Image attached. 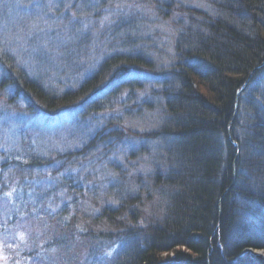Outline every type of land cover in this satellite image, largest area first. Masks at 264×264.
<instances>
[{
	"label": "trees",
	"instance_id": "obj_1",
	"mask_svg": "<svg viewBox=\"0 0 264 264\" xmlns=\"http://www.w3.org/2000/svg\"><path fill=\"white\" fill-rule=\"evenodd\" d=\"M168 6L159 4L163 10ZM86 7L96 8L93 2ZM185 10H180L187 25L182 31L189 30L180 36L174 75L165 78L161 92L153 93L165 101L164 124L151 134H130L162 144V157L150 167L151 175L158 170V190H167L156 196L159 205H153L160 216L145 218L143 202L134 199L131 190L117 200L118 205L106 203L100 209L99 229L122 235L119 240L107 234L87 240L81 228L75 235V217L69 229L58 222L53 240L69 243L67 247L82 240L79 248L85 259L91 255L96 259L105 249L103 241H111L119 252L113 264H264L263 257L248 255L234 262L247 248L264 250V0H215L207 9L210 14ZM123 41L132 40L128 36ZM9 62L6 56L1 61ZM139 67L155 65L140 55L110 59L78 88L58 95L26 73L8 82L18 91L14 101L30 104L35 98L50 115L79 101L91 102L87 113L100 114L125 106V89L145 87ZM122 77L130 81L122 82ZM139 110L123 116H136ZM117 117L107 121L108 127L121 124ZM39 159L36 156L27 165L37 170L46 163ZM186 177L194 182L190 187ZM10 178L7 185L13 186L19 177ZM53 198L46 197L45 205L58 206L60 200ZM33 199L39 204L38 197ZM135 234L138 238L132 239ZM68 252L75 257L68 264L74 260L79 264V256L71 248Z\"/></svg>",
	"mask_w": 264,
	"mask_h": 264
},
{
	"label": "rangeland",
	"instance_id": "obj_2",
	"mask_svg": "<svg viewBox=\"0 0 264 264\" xmlns=\"http://www.w3.org/2000/svg\"><path fill=\"white\" fill-rule=\"evenodd\" d=\"M91 1L95 11L86 7ZM171 1L175 5L170 4ZM214 1L0 0V18L3 20H0V31L6 27L0 34V49H4L0 56L12 59L14 64L19 61L18 67L25 66L31 70L42 80L41 85L51 88L57 95L70 88H78L101 65L116 57L140 55L155 65L154 69H137L141 72L139 80L146 85L135 92L125 89L127 95L122 97L125 106L100 114L87 113L91 102L79 101L51 116L34 98L40 108L33 118L27 104L12 99L18 91L9 82L0 83V189L11 179L9 176L14 175L28 178L22 180L27 182L21 183L25 189L28 188L24 194L26 198L29 188L41 186L38 183H42L44 191L53 188L47 196L58 198L60 203L58 206H46L50 215L45 220L48 221L45 230L56 227L58 222L69 229L75 217L77 224L73 227L77 228L74 234L79 235L77 231L81 228L87 240H99V234H107L112 240L122 237L112 235L111 230L99 229L100 209L106 203L118 205L117 200L126 198V191L132 190L136 197L133 198L143 202L141 209L145 218L160 216L153 205H159L156 196L167 193V190H158L155 184L158 170L151 175L150 167L152 162L162 157V144L137 139L130 134L153 133L164 124L165 101L153 93L161 92L165 78L174 75L173 66L179 55L177 45L183 36L181 34L189 30L182 31L187 25L180 17V10L210 14L212 11L207 9ZM164 3L169 4L165 10L159 7ZM128 36L132 41H123ZM63 43L65 47L61 45ZM35 58L42 61V66L36 63ZM1 74H12L10 62L5 71L0 67ZM20 94L24 95L22 90ZM149 103H152L151 107H147ZM137 108L140 111L136 116H123ZM116 115L121 124L107 128V121ZM103 134L106 137L100 140L99 135ZM36 156L40 162L46 160L37 170L31 164L27 165ZM186 178L190 187L194 182ZM7 186L4 187L6 190ZM21 192V189H16L12 196H9L11 191L3 192L9 195L0 193V264H62V260L67 264L75 259L68 252L69 248L79 256V264L114 263L117 255L112 243L104 244L105 249L96 259L93 255L89 259L81 255L79 245L82 240L74 241L69 247L65 242L47 243L40 231L44 224L42 219L32 214V210L42 206L32 204L30 197L27 200L22 198ZM22 199L26 201L23 203ZM109 222L120 228L116 220ZM8 228H14L13 236L2 235V230L7 232ZM51 231L47 233L49 237ZM136 238L137 235H133L132 239ZM28 242L41 246L47 243L42 254L36 256L41 263L29 262L23 257L24 246ZM133 245L131 242L129 246ZM261 255L264 258V253Z\"/></svg>",
	"mask_w": 264,
	"mask_h": 264
},
{
	"label": "bare ground",
	"instance_id": "obj_3",
	"mask_svg": "<svg viewBox=\"0 0 264 264\" xmlns=\"http://www.w3.org/2000/svg\"><path fill=\"white\" fill-rule=\"evenodd\" d=\"M237 117L236 114L234 115V118Z\"/></svg>",
	"mask_w": 264,
	"mask_h": 264
}]
</instances>
